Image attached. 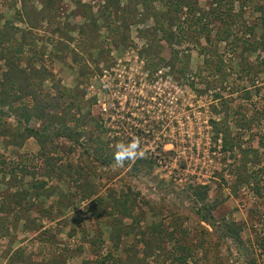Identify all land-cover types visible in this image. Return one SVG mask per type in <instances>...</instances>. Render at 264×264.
Wrapping results in <instances>:
<instances>
[{
  "label": "rangeland",
  "instance_id": "obj_1",
  "mask_svg": "<svg viewBox=\"0 0 264 264\" xmlns=\"http://www.w3.org/2000/svg\"><path fill=\"white\" fill-rule=\"evenodd\" d=\"M43 1L27 0L26 4L41 10ZM260 2L220 0L215 5L213 0H196L200 11L193 9L195 16H206L197 22L191 13L185 17L182 9V41L167 45L165 21L155 30L158 22L153 18L163 12L162 0H151L149 10L137 5L127 32L121 29L120 12L110 6L113 17H107L106 11L97 10V0H58L46 6L42 16L33 13L28 19L20 0H0V34L7 31L11 36L1 44L3 49L12 46L23 51L18 39L27 21L32 23L35 28L27 32L29 51L16 64L26 72L44 68V80L34 83L37 91L52 95L56 83L58 90H65L60 106L72 102L64 124L50 123L47 116L18 120L0 103V204L4 208L0 211V264H59L57 260L82 264L83 259L87 264H101L91 259L96 247L88 241L96 227L91 226L86 206L95 197L102 199L103 207L112 213L106 223L117 216L111 198L123 189L133 197L128 208L136 219L128 241L138 233L147 238L157 231L150 235L159 243L147 256L139 254L141 262L135 259V264H181L178 257L183 254L175 252V246L188 250L182 251L187 252L182 264H264V52L244 49L257 40L245 27L254 23L258 16L254 9ZM118 3L123 6L125 0ZM230 7L234 14L240 13L234 17L239 25L236 36L241 38L236 39V47L231 44L234 36L219 40L224 24L210 19L211 10L223 17V9ZM205 32L213 44L205 42ZM259 33L255 27V36ZM99 46L104 50L99 51ZM174 49L187 64L181 77L164 65ZM101 58L104 64L95 62ZM149 59L158 67L148 66ZM3 63L0 57V80L7 68ZM79 63L92 74L81 76ZM22 127L43 128L47 146L39 149L32 137L21 144L15 140L7 144ZM74 131L83 134L80 144L65 135ZM96 135L110 150L118 142L138 137L146 158L153 161L151 171L126 175L132 162L121 167L114 159L100 166L91 153H82L87 138ZM240 172L248 175L245 182L237 180ZM192 185L205 186L206 207L216 204L209 212L213 226L199 221L191 211ZM81 193L86 195L78 199ZM121 222L129 224L131 219L123 217ZM229 223L238 226V239L220 231ZM41 226H49L54 237L52 253L46 251L48 232L38 231ZM97 227L107 240L109 228L102 223ZM203 229L209 242L206 247L199 245ZM70 230H74L71 236ZM167 234L172 238L163 241ZM108 247L106 243L99 255L104 256ZM122 247L113 254L122 258Z\"/></svg>",
  "mask_w": 264,
  "mask_h": 264
},
{
  "label": "trees",
  "instance_id": "obj_2",
  "mask_svg": "<svg viewBox=\"0 0 264 264\" xmlns=\"http://www.w3.org/2000/svg\"><path fill=\"white\" fill-rule=\"evenodd\" d=\"M27 0H20V7L24 10L25 12V17L28 19L29 14L37 13L42 16L44 10H46V6L50 8V6H53L58 0H44L43 1V10H35L31 4H26ZM163 3L162 5L164 6L163 12L159 13V16L153 15V18H155L158 22L157 27L155 30L159 27L162 26L164 23L162 22L163 20L165 21V24L167 25V28L163 29L165 33L167 34L166 36V43L169 45L170 43H176L179 42L181 43L182 38L184 35L181 34L180 30L181 27H179L180 24V12L182 9L187 12L185 15L188 16L190 13L195 16L194 10L200 11L197 6H196V0H162ZM100 5H98L97 10L99 12L106 11L107 17H113L112 10L110 6H114L119 12H120V25L122 26L121 29H124L125 32H127L128 28V21L129 19L133 20V17H136L137 10L136 7L137 5L143 6L146 10L152 9L153 6H151V0H125V3L123 6H118L119 5V0H97ZM215 5H218L220 0H213ZM245 2H248V0H245ZM26 4V5H25ZM244 6V4H243ZM246 6V3H245ZM248 7V6H246ZM194 9V10H193ZM217 9V8H216ZM225 12H223V17H221V14L216 13V10H211L210 11V19L215 18L221 21L224 24L223 30L219 31L218 37L219 40H224L230 36H234L231 44L236 47L238 45V42L236 39H241L240 37L236 36V33L238 31L239 25L236 22L235 18L240 15V13L234 14L231 12V7L230 8H224L223 9ZM257 13L258 16L255 17L254 23L251 24L248 27H245V31L249 33L248 35L251 36V39H257L254 42L249 41V44L244 45V49L247 51H254L257 52L259 49L260 51L264 52V0H261L259 5H256L254 9ZM201 16V17H200ZM200 16H195V20L198 22L201 18H204L206 15L204 13H201ZM233 16V17H232ZM113 18H111L112 20ZM139 20V19H138ZM92 24H95L96 19L92 20ZM134 22V21H133ZM26 23V22H25ZM26 30H21L22 34L20 35L18 41L21 46H24L25 48L23 51L19 48H16L15 50L11 47H8L5 50L1 46L3 45V42L7 41L11 36L7 31H5V34H0V57L4 58V65L7 67L1 75V80H0V103L1 105H7L9 109H11L15 113V117L20 120H28L29 117L35 116L37 119H41L45 116L49 119L50 123H57L61 121L62 124L65 123L64 120H66L67 115L70 111L71 104L72 102H67V105L62 107L60 106V101H62V97L64 95L65 90H58V86L56 87L53 85L54 93L49 96H43L41 95L38 91L37 88H35L34 83H41L44 80L43 75H45V69L41 68L39 70V67L31 68L29 71L26 72L25 68L18 66L16 64L17 62L21 61V55L27 53L25 51H29V45L30 39L29 36H27V32L29 33L32 29L35 28V26L27 21L26 23ZM205 26V25H204ZM173 27V28H172ZM255 27H259L261 30V33L258 34V36H255ZM170 28V29H169ZM172 28V31H171ZM175 29V30H174ZM206 29V27H205ZM83 28H80V31H82ZM117 30V29H116ZM177 30V32H176ZM4 32V31H3ZM116 32V31H115ZM152 34H154V31H151ZM10 36V37H9ZM155 36V34H154ZM188 38L191 36H187ZM203 39L205 40L206 43L213 44V40L208 37V32H205L203 34ZM245 41L239 40V43H244ZM253 42V43H252ZM261 44L260 47L259 43ZM258 43V44H257ZM99 51L104 50L102 46L98 47ZM204 49L201 47V52ZM208 52V51H207ZM97 62L103 63L105 62V59H98ZM202 62L205 65L210 64V60H205L203 59ZM148 66L151 68H156L158 67V62L157 64L152 62L151 59L148 60L147 62ZM164 65H167L170 68V71L174 74L175 77H181L187 72V64L183 57H179V54L177 50H172L170 52V56L165 60ZM96 66V65H95ZM78 72L79 74H85L86 72V77L92 74L91 70H87L85 65L82 63H79L78 67ZM95 70H98V67H96ZM41 74V75H40ZM212 74V73H211ZM83 76V75H81ZM38 79V82L36 81ZM207 81H205L206 83ZM16 87V88H15ZM206 87H209L208 83ZM68 93L70 91L66 90ZM74 92V90H73ZM77 93L76 96H80L82 93V90L76 91ZM216 95V94H214ZM264 97V95H263ZM214 99V98H213ZM26 101L23 103V101ZM22 102V104H21ZM59 112V113H58ZM1 114V113H0ZM19 123V122H18ZM19 128V127H18ZM65 128V127H64ZM11 132H8V135H10ZM55 135H57V132H54ZM67 137H70L71 139L74 140L75 144H80L78 142L79 137H81V132L80 131H74L73 134H67ZM32 137L36 140L37 144L39 145V149L42 150L44 149L46 145V142L48 141V135L45 134L43 128L41 130H34L29 127H22L21 130L14 131L11 134V138L6 142L7 144L12 143L15 141L17 144H21V141L25 138ZM120 138V137H119ZM88 141L84 143V145H87V148L82 151L83 154L89 155L91 153V157L93 158L94 161H96L97 164L100 166L103 165H108L110 160H113L114 152H115V147L113 150H110L107 148L105 140H100V137L97 135L94 137H88ZM117 139V138H116ZM121 139H124L121 137ZM91 144H90V143ZM117 142V141H115ZM93 144V145H92ZM91 145V150L88 151V146ZM47 149V148H46ZM49 150V148H48ZM4 164L3 162H1ZM153 166V161L150 158H144V159H137L134 163L132 162L129 165V170L127 171L126 175H131V174H137L139 172H150L151 168ZM248 175L245 174V172H240L239 175H237V180L240 178L241 182H245L247 179ZM125 179V178H124ZM76 182V179L74 180ZM77 183V182H76ZM83 189H86V186L83 185ZM192 195L194 196V201L191 205V211L193 214L199 219L201 222H207L210 223L212 226L214 222L212 221V216L209 214L210 209H212L216 204H210L208 207L205 206L203 203V199L205 197V186L201 185H192ZM81 188V190H83ZM123 189V188H122ZM85 193H81L78 195V199H81L85 197ZM117 198H111V201L113 202L112 209L117 213V216L114 218H111L108 220V222H104L106 220V216H109L111 211L106 210L103 207V201L100 198L97 199H92L89 204H87L86 208L89 211L90 219L91 222L93 223L91 226L96 227L94 231V237L89 239L88 243L89 244H94L96 247V251H92V257L96 262H99L101 264H135V259L136 261L141 262V257L139 254H142L144 257L147 256L148 254L151 253V250L153 247L157 248L158 247V241L156 242L154 238L151 236V233H157V231H152L148 236L145 237H139L138 234L135 235L134 239L131 241H128L127 236L130 235V233H133V230L135 228L134 224L132 221L135 222L136 224V219L134 217L130 216V210L128 208V204L132 202L133 197L131 194L123 189L120 190L119 194L116 196ZM3 205L0 204V211L3 210ZM23 211L25 209L23 208ZM25 212H23L24 214ZM112 214V213H111ZM110 214V215H111ZM127 217L131 219V222L128 224H122L121 218ZM99 223H102L104 226H107L109 228L108 231V236L107 240H104L102 238V231L101 229H98L97 225ZM221 226V225H220ZM49 227V226H48ZM48 227H45V231L48 232ZM218 227V226H216ZM226 229H229L230 231H227ZM233 229V230H232ZM232 230V231H231ZM220 231H222L223 234L225 233H232L235 238L237 237V231H238V226L234 225L233 223H229L225 227L220 228ZM74 233V230H70L68 232V235L71 236ZM160 234V231H158ZM203 237L198 238L199 239V245L202 247L205 246L206 244H209L207 242V233L206 230H202ZM205 235V236H204ZM170 234L165 235V238L162 240H167V238L170 240L172 237H170ZM51 238V241L49 242ZM54 237L52 238L51 233L48 232L45 235V242L49 246L46 251L52 253L53 246L56 243L53 241ZM238 239V238H236ZM83 240H86V237L83 238ZM91 242V243H90ZM140 243L139 245L137 243ZM106 243L110 244V249L107 250L104 254V256H100L99 253L103 249V246L106 245ZM123 244V247L121 248L122 251L124 250V256L122 258L118 257L117 254H113L118 250L119 245ZM52 248V250H49ZM136 249V251H135ZM175 252H180V254H183V257H178L179 261L176 258H172L174 261H178L181 264L184 263L185 261V256L186 253L188 252L187 248H184L182 246H175L174 247ZM182 251H187L186 253H183ZM65 252H67L65 250ZM214 261V260H213ZM56 263L60 264V261L57 260L55 261ZM87 260L83 259L81 261L82 264H87ZM251 264H255L252 263Z\"/></svg>",
  "mask_w": 264,
  "mask_h": 264
},
{
  "label": "clouds",
  "instance_id": "obj_3",
  "mask_svg": "<svg viewBox=\"0 0 264 264\" xmlns=\"http://www.w3.org/2000/svg\"><path fill=\"white\" fill-rule=\"evenodd\" d=\"M119 166H124L125 162H135L137 159L146 158V151L141 147V141L138 137H133L129 142H118L115 144L113 156Z\"/></svg>",
  "mask_w": 264,
  "mask_h": 264
},
{
  "label": "crops",
  "instance_id": "obj_4",
  "mask_svg": "<svg viewBox=\"0 0 264 264\" xmlns=\"http://www.w3.org/2000/svg\"><path fill=\"white\" fill-rule=\"evenodd\" d=\"M38 228H39V227H38ZM44 228H45V226H41V227L38 229V231L43 230ZM38 231H37V232H38ZM37 232H36V233H37ZM36 233L33 234V237H36ZM38 249H39V247H38Z\"/></svg>",
  "mask_w": 264,
  "mask_h": 264
}]
</instances>
